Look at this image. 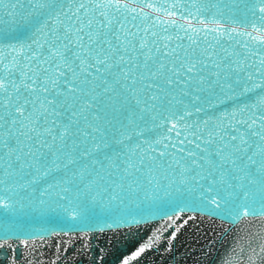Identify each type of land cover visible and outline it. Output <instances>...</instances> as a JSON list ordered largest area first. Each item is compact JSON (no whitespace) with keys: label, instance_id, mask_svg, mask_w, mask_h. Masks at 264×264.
Instances as JSON below:
<instances>
[{"label":"snow or ice","instance_id":"snow-or-ice-1","mask_svg":"<svg viewBox=\"0 0 264 264\" xmlns=\"http://www.w3.org/2000/svg\"><path fill=\"white\" fill-rule=\"evenodd\" d=\"M176 209L264 219V0L0 3V243Z\"/></svg>","mask_w":264,"mask_h":264},{"label":"water","instance_id":"water-1","mask_svg":"<svg viewBox=\"0 0 264 264\" xmlns=\"http://www.w3.org/2000/svg\"><path fill=\"white\" fill-rule=\"evenodd\" d=\"M176 211L181 214L157 213L133 225L101 222L90 230L57 225L47 232H25L0 243V264H120L145 242L151 247L128 264H264V219Z\"/></svg>","mask_w":264,"mask_h":264}]
</instances>
